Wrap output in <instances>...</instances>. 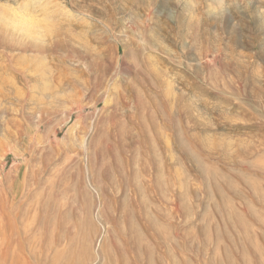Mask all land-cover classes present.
<instances>
[{"label":"rangeland","instance_id":"1","mask_svg":"<svg viewBox=\"0 0 264 264\" xmlns=\"http://www.w3.org/2000/svg\"><path fill=\"white\" fill-rule=\"evenodd\" d=\"M242 2L196 24L64 0L49 47L0 35V264H264V0Z\"/></svg>","mask_w":264,"mask_h":264},{"label":"clouds","instance_id":"2","mask_svg":"<svg viewBox=\"0 0 264 264\" xmlns=\"http://www.w3.org/2000/svg\"><path fill=\"white\" fill-rule=\"evenodd\" d=\"M185 2V15L196 24L205 18L222 20L231 12L248 6L242 0ZM258 11L264 18V11ZM73 15L64 0H0V35L16 46L42 50L50 46Z\"/></svg>","mask_w":264,"mask_h":264},{"label":"bare ground","instance_id":"3","mask_svg":"<svg viewBox=\"0 0 264 264\" xmlns=\"http://www.w3.org/2000/svg\"><path fill=\"white\" fill-rule=\"evenodd\" d=\"M2 208V207H1ZM21 255V254H20ZM24 258V257H23ZM23 258H21V259H23ZM28 260V259H27ZM24 261V260H23ZM17 262V261H16ZM26 262V261H25ZM24 264V263H23Z\"/></svg>","mask_w":264,"mask_h":264}]
</instances>
